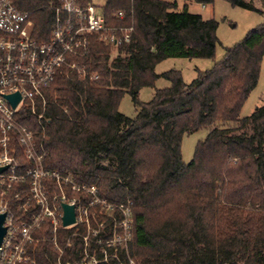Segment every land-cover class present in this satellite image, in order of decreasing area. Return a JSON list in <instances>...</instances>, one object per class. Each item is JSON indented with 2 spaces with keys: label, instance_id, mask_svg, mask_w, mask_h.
<instances>
[{
  "label": "trees",
  "instance_id": "16d2710c",
  "mask_svg": "<svg viewBox=\"0 0 264 264\" xmlns=\"http://www.w3.org/2000/svg\"><path fill=\"white\" fill-rule=\"evenodd\" d=\"M9 1L27 15L33 37L46 40L58 0ZM192 1L204 6L215 0ZM222 1L255 10L253 0ZM119 11L122 19L113 16ZM103 14L113 27L132 26L131 41L111 49L89 37L87 55L75 59L85 76H59L45 90L43 128L26 110L19 113L18 121L34 134L36 152L44 154L43 168L95 186L108 204L131 203L129 254L137 264H264V105L240 118L259 78L264 24L186 84L180 72L157 75L155 67L168 59H213L215 20L186 6L178 10L170 0H106ZM159 78L169 87L140 103V90ZM125 94L134 118L118 111ZM201 129L207 135L184 164L181 140ZM12 148L22 173L31 162L15 141ZM47 183L52 195L56 190ZM27 189V182L15 184L12 194L22 191L23 201ZM36 211L32 205L15 215L29 222ZM74 230L56 232L61 263L76 264L83 256ZM32 237L34 264H55L49 220ZM87 251L101 257L93 245Z\"/></svg>",
  "mask_w": 264,
  "mask_h": 264
},
{
  "label": "built area",
  "instance_id": "2783aa9c",
  "mask_svg": "<svg viewBox=\"0 0 264 264\" xmlns=\"http://www.w3.org/2000/svg\"><path fill=\"white\" fill-rule=\"evenodd\" d=\"M52 12L49 35L39 41L33 37L27 15L19 12L9 0H0V168L6 167L0 173V215H5L3 227L6 228L0 246V264H34L28 247L36 242L32 232L45 220L52 226L51 242L60 255L64 250L58 248L56 232L76 229L74 235L83 242V256L76 264H137L129 254L133 237L131 203L108 204L99 198L95 186L77 184L70 174L45 170L44 154L36 152L33 132L18 121L19 113L26 110L43 126L45 90L59 76L69 78L72 72L79 78L85 76V69L78 66L75 59L87 55L89 37L95 36L104 46L117 49L131 41L133 27L111 26L104 14H97L90 0H58ZM113 16L122 19L123 12ZM15 93L20 100L13 109L5 97ZM38 106H41L39 113ZM13 141L23 157L31 162V167L22 173L12 148ZM23 182H27L28 189L26 198L21 201L22 191L12 192L15 184ZM47 182L56 190L52 195H49ZM62 203L74 206L75 222L66 228L61 223ZM32 205L37 211L31 220L19 221L15 210L25 212ZM94 206L108 213L106 219L99 222L100 229L91 227L87 215ZM88 230L91 234L87 235ZM69 239L66 245L70 244ZM90 245L98 248L100 258L95 252L88 253ZM56 264L70 263L58 261Z\"/></svg>",
  "mask_w": 264,
  "mask_h": 264
},
{
  "label": "rangeland",
  "instance_id": "374dc122",
  "mask_svg": "<svg viewBox=\"0 0 264 264\" xmlns=\"http://www.w3.org/2000/svg\"><path fill=\"white\" fill-rule=\"evenodd\" d=\"M170 1L177 3L178 10H182L183 7L186 6L188 12L201 16L203 20L213 19L218 24L216 30L218 46L216 47L213 59H168L155 67L154 72L157 75L172 70L180 72L181 77L186 84L191 83V81L196 77L197 72H204L212 69L214 64L219 62L224 57V50L226 48H231L239 44L251 30L264 24V0H253V6L255 8V10L253 11L244 10L239 7H232L229 3L222 0H215L213 4L204 6L201 4H197L192 0ZM105 2L106 0H90V4L95 7L97 14H103ZM110 55L111 58H113L115 56V51L111 50ZM167 87H169V83L166 80L159 78L155 81L153 88H144L140 90L138 94V101L140 103H147L152 99L156 90H161ZM263 105L264 56L261 61L260 73L256 87L246 99L240 112V118L243 119L249 117L256 108ZM118 111L128 118L135 117V109L128 94H125L120 100ZM246 132L249 133L248 128L246 129ZM206 135L207 130L201 129L195 133L183 136L181 140L180 150L182 162L184 164H188L193 159L197 144L203 141ZM87 215L90 217L89 221L90 225H92L91 227L100 229L101 224H99V222L101 223L103 220H105L108 216V213L104 212V210L99 206H94L90 208L89 211H87ZM92 215L94 216L92 217ZM75 232L76 229L74 230V233ZM88 233L91 234V231L88 230L87 235ZM61 255L58 253V260L56 261V263L59 261V257Z\"/></svg>",
  "mask_w": 264,
  "mask_h": 264
},
{
  "label": "water",
  "instance_id": "95a60500",
  "mask_svg": "<svg viewBox=\"0 0 264 264\" xmlns=\"http://www.w3.org/2000/svg\"><path fill=\"white\" fill-rule=\"evenodd\" d=\"M5 98L9 101L13 109L17 106L20 100L18 93L8 95ZM4 170H6V167L0 168V173L3 172ZM61 209H62V217H61L62 226L66 228V227L73 225L75 222L74 206L62 203ZM4 218H5V215H0V246L6 234V228L3 227Z\"/></svg>",
  "mask_w": 264,
  "mask_h": 264
}]
</instances>
